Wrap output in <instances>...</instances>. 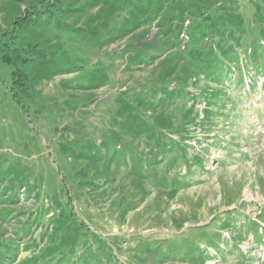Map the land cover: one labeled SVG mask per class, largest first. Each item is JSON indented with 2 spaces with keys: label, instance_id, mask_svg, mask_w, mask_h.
Instances as JSON below:
<instances>
[{
  "label": "rangeland",
  "instance_id": "374dc122",
  "mask_svg": "<svg viewBox=\"0 0 264 264\" xmlns=\"http://www.w3.org/2000/svg\"><path fill=\"white\" fill-rule=\"evenodd\" d=\"M1 39L0 264H264V0H0Z\"/></svg>",
  "mask_w": 264,
  "mask_h": 264
},
{
  "label": "trees",
  "instance_id": "16d2710c",
  "mask_svg": "<svg viewBox=\"0 0 264 264\" xmlns=\"http://www.w3.org/2000/svg\"><path fill=\"white\" fill-rule=\"evenodd\" d=\"M200 11H201V9H197V11H194V14L196 15L197 14V16L196 17H198V16H200L199 15V13H200ZM225 11L226 12H228V13H232V12H230V11H228L227 9H225ZM199 12V13H198ZM202 15H204V14H202ZM30 18H32V17H30ZM30 18H28L27 20H30ZM182 18H183V16H182ZM26 19L24 20V19H20V21H19V24L20 25H24V23L27 21ZM230 20L233 22V24L231 25V27L232 26H234V27H232V28H239L238 30H240V28H243V26H242V24L243 23H240V25H239V27H237V26H235L234 25V23H237V20H235L233 17L232 18H230ZM165 22V21H164ZM163 22V23H164ZM222 22H224V17H223V19H222ZM198 23V22H197ZM199 24V23H198ZM228 23H221V27L223 28L222 30H225L226 28H225V26L227 25ZM193 23H191V26H190V28H189V35H191L192 34V37H194V35H193V33H194V29H193ZM223 25V26H222ZM228 26V25H227ZM170 30H172V29H170ZM221 30V31H222ZM243 30V29H242ZM221 31H218V32H216L218 35H222V34H220L221 33ZM228 31H230V29H228ZM233 31H235V29H233ZM174 32V31H173ZM239 32H241V31H239ZM174 33H176V37H179L180 36V32H174ZM173 33V34H174ZM175 36V35H174ZM191 37V36H190ZM10 43L7 41V40H5V39H1L0 40V54H2V53H6L7 51H10ZM204 53V52H203ZM226 53H227V50H226ZM198 54H201V53H198ZM210 55H213V50L211 49L210 50V53H209V56ZM195 56V55H194ZM3 58H4V60L6 61V59H8V58H10L9 57V55H4L3 56ZM193 59H195V57H192L191 58V60L193 61ZM8 61V60H7ZM6 61V62H7ZM7 65H11L12 66V64H11V62H7L6 63ZM13 74H15V73H13ZM167 91V90H166ZM166 94V93H165ZM167 95V94H166ZM189 113H191V112H189ZM62 230H63V228H58V227H56V231H55V234L57 235H59V234H61V232H62Z\"/></svg>",
  "mask_w": 264,
  "mask_h": 264
}]
</instances>
